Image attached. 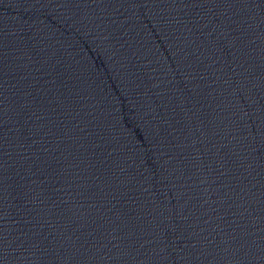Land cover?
<instances>
[{"label":"water","instance_id":"obj_1","mask_svg":"<svg viewBox=\"0 0 264 264\" xmlns=\"http://www.w3.org/2000/svg\"><path fill=\"white\" fill-rule=\"evenodd\" d=\"M145 264H264V0H148Z\"/></svg>","mask_w":264,"mask_h":264}]
</instances>
